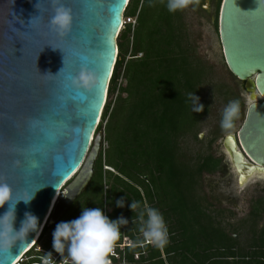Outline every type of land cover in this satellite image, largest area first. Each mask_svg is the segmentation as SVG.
Instances as JSON below:
<instances>
[{"label": "water", "instance_id": "water-1", "mask_svg": "<svg viewBox=\"0 0 264 264\" xmlns=\"http://www.w3.org/2000/svg\"><path fill=\"white\" fill-rule=\"evenodd\" d=\"M128 2L62 0L73 20L70 31L59 35L48 24L50 0H0V184L8 185L12 198L0 206V215L32 196L27 204L16 202L13 230H19L26 212L38 220L36 232L0 252V264L18 263L36 241L58 190L65 193L47 223L58 221L93 177L104 142L96 129ZM255 8L256 0H221L217 14L224 64L243 83L246 100L238 130L221 141L227 183L237 190L264 183L259 177L245 179L250 172H264V6ZM81 66L97 77L87 91L66 86ZM254 91L259 98L249 102Z\"/></svg>", "mask_w": 264, "mask_h": 264}, {"label": "trees", "instance_id": "trees-1", "mask_svg": "<svg viewBox=\"0 0 264 264\" xmlns=\"http://www.w3.org/2000/svg\"><path fill=\"white\" fill-rule=\"evenodd\" d=\"M166 3L167 0H129L125 7L124 15L135 18L136 24L133 29L131 24L125 25L117 37V60L96 129L101 131L105 121L103 139L107 148L100 153L83 193L94 178L97 189L87 195L82 193L57 222L46 223L36 244L56 223L78 217L81 208L100 207L109 219L122 215L128 220L120 233L132 244L119 250L120 235L114 253L118 261L112 255L111 264H264V226L253 238L252 250L240 255L235 250L236 239L215 222L201 206L205 199L196 195L202 176L218 172L222 160L207 152L216 137L207 141V153L195 159L182 147L188 136L202 142L197 127L209 114L210 105L199 102L204 109L195 113L188 94L194 93L200 99L207 67L193 60L185 48L181 12L169 13ZM201 3L202 0L198 6ZM220 3L216 0V16ZM132 6L133 13L129 12ZM216 25L215 20V28ZM128 45L131 58L125 60ZM121 75L123 86L117 84ZM236 99L240 101V97ZM221 118L222 114L220 121ZM236 121L237 118L234 126ZM219 129L216 134L233 128ZM102 157L104 166L111 170H102ZM106 176L105 194L102 177ZM121 197L125 198V206L117 208L115 200ZM132 201L140 205L133 212L128 208ZM145 206L157 209L163 216L168 230V243L163 248L142 243L138 212ZM36 244L19 264H39L51 248L50 241L34 252ZM238 258L240 263L235 260Z\"/></svg>", "mask_w": 264, "mask_h": 264}, {"label": "rangeland", "instance_id": "rangeland-1", "mask_svg": "<svg viewBox=\"0 0 264 264\" xmlns=\"http://www.w3.org/2000/svg\"><path fill=\"white\" fill-rule=\"evenodd\" d=\"M198 4V2L194 1L187 8L180 10V12L184 26L183 30L187 40L184 46L190 50V54L194 57H192L193 60L198 59L204 64V67H207L205 76L206 81L205 85L202 87L199 102L207 101L210 105V112L200 121L197 127L198 138L202 142H196L193 137L188 136L183 139L184 145L182 147L185 153L193 159H195L198 154L205 155L207 152L221 159V141L223 137L227 133L237 131L242 122L245 109L244 98H242L239 88L241 84L229 73L221 55L217 25L216 28L214 26L215 20L217 22L216 1L213 0L209 4H205L206 12H204V9L202 10L203 7L200 8ZM131 8L129 12L133 10V6ZM135 24L136 23L131 24V29H133ZM127 49L128 52L125 55V60L131 58L129 56V45ZM138 57H140V55H138ZM117 84L121 86L124 85L122 75L118 79ZM237 96L240 97L242 105L240 106V112L235 126L227 133L223 134L219 131V133L216 134L218 130H220V116L224 107L229 101L238 100L236 99ZM104 125L105 121L102 124L101 131H96L101 132L103 137ZM213 137H216V140L206 152L207 141ZM106 148L107 143L104 141L101 154ZM101 164L102 170H111L109 167L104 166L103 157ZM229 179L228 167L224 166L222 161L221 168L218 172L213 175L204 174L202 176L199 187L196 189V195L203 198V200L205 199L201 203V206L213 216L215 222L219 223L227 234L236 239L235 250L239 251L241 255L252 250L250 249V244L253 238L259 234L260 228L264 226V183L253 181L245 188L237 190L232 185L233 180H231L232 182L230 181L232 183L231 185L227 183ZM105 182H108L107 176L106 178L102 177L104 189L106 188ZM95 184H97V178H94L86 192L82 193L84 195L92 193L96 188ZM259 200H261V202L258 204L257 201ZM253 209H257L256 212H254ZM52 231V229L48 230L42 240L36 244V247L33 249L34 252L40 251V247L43 244H47L51 241ZM121 238L122 241L119 245V250H123L124 246L132 244L131 241L122 237V235ZM48 250L50 251L51 248ZM115 251L116 248L114 247V252ZM113 256L114 259L118 261L117 256L115 254ZM237 256L240 257L239 255ZM134 258L136 259L137 255H134ZM21 260H25V254ZM235 260L236 262H241L240 258ZM227 261L235 262L232 261V259H227Z\"/></svg>", "mask_w": 264, "mask_h": 264}, {"label": "clouds", "instance_id": "clouds-1", "mask_svg": "<svg viewBox=\"0 0 264 264\" xmlns=\"http://www.w3.org/2000/svg\"><path fill=\"white\" fill-rule=\"evenodd\" d=\"M194 0H167L166 8L169 13L183 10L192 4ZM39 3L35 5L38 8ZM264 6V0H256V8L259 10ZM52 9L48 24L52 30L59 35L70 31L72 26V10L65 7L62 0H50ZM96 74L88 67L81 66L79 71L68 80L67 87L73 90H90L95 86ZM192 102V111L199 113L203 111L204 105L199 103L194 93L188 94ZM240 112V101L232 100L224 107L220 127L224 130L232 129L234 120ZM105 194L107 189H104ZM32 196L24 201L27 204ZM12 200L10 189L6 184H0V206ZM15 202V204H16ZM125 198L115 200V207L123 208ZM0 215V252L8 253L11 247L18 241L24 239L29 232H36L38 227L37 217L26 212L18 231L13 230L14 207ZM128 208L133 212L140 205L132 201ZM140 220L139 232L143 237L142 243L149 244L155 248H163L168 243V230L161 213L150 207H144L138 212ZM128 220L122 215L116 219H109L100 207L81 208L78 217L72 220L60 221L55 224L51 233V251L45 252L43 264H56L52 253L60 257L61 264H111L109 257L114 252L116 242L120 239V227L126 225ZM135 246V245H133Z\"/></svg>", "mask_w": 264, "mask_h": 264}, {"label": "bare ground", "instance_id": "bare-ground-1", "mask_svg": "<svg viewBox=\"0 0 264 264\" xmlns=\"http://www.w3.org/2000/svg\"><path fill=\"white\" fill-rule=\"evenodd\" d=\"M257 98H259V95L256 93V91H254L252 94H250V95H248V101L249 102H252V101H254L255 99H257ZM95 135V134H94ZM93 139H94V136H93ZM93 142V141H92ZM91 146H92V143L90 144V146H89V149H88V151H87V153H86V155H85V157H84V160H83V162H82V164L80 165V167H79V169L76 171V173L77 172H79V170L83 167V164H84V162H85V160H86V158H87V156H88V153L90 152V150H91ZM263 178L264 179V172L263 173H257L256 171H254V172H250L249 174H247V176H246V180H247V178L248 179H252V178ZM68 180H70V179H68ZM254 180V179H253ZM248 181V180H247ZM243 182H246V181H243ZM65 185V184H64ZM61 190H62V188H61ZM57 191L56 192V195H55V197H54V199L52 200V202H51V205H50V208L48 209V212H47V215H46V217H45V219H44V221L42 222V224H44L45 223V220H46V223H47V221H48V219H49V217L51 216V214H52V212H53V210H54V208H55V206H56V203L58 202V200L60 199V198H63L62 197V193L64 194L65 193V191L64 192H62V191ZM45 223V224H46ZM45 226V225H44ZM42 226L40 227V232H39V234H41V232H42ZM38 234V236H37V238H36V241H34L33 242V244L27 249V251L26 252H28L35 244H36V242H37V240L39 239V235ZM24 256V255H23ZM22 256V257H23ZM20 261V260H19ZM18 261V262H19Z\"/></svg>", "mask_w": 264, "mask_h": 264}, {"label": "built area", "instance_id": "built-area-1", "mask_svg": "<svg viewBox=\"0 0 264 264\" xmlns=\"http://www.w3.org/2000/svg\"><path fill=\"white\" fill-rule=\"evenodd\" d=\"M122 23H123V27L125 26V25H127V24H134L135 23V18H133V17H126V16H124V14H123V18H122ZM51 251V250H50ZM48 252V251H47ZM114 253L115 252H113V255H114ZM43 258L44 257H42L41 258V261H40V263L39 264H43ZM52 258H53V260L54 261H56V264H61V261H60V257L56 254V253H52ZM22 260L20 259V261L19 262H21ZM18 262V263H19ZM18 263H16V264H18Z\"/></svg>", "mask_w": 264, "mask_h": 264}, {"label": "flooded vegetation", "instance_id": "flooded-vegetation-1", "mask_svg": "<svg viewBox=\"0 0 264 264\" xmlns=\"http://www.w3.org/2000/svg\"><path fill=\"white\" fill-rule=\"evenodd\" d=\"M194 1H196V2H198V3H200L201 2V0H194ZM211 1H213V0H209L208 1V4L211 2ZM216 1V0H215ZM206 2H207V0H202V3L200 4V8H202V10L204 11V12H206V9H205V4H206ZM217 17V16H216ZM240 84H241V86L239 87L240 88V91H241V96H242V98H244V105L246 104V100H245V93H244V91H243V83L242 82H239ZM244 108H246V105H245V107ZM244 114H245V109H244ZM243 119H244V116H243V118H242V121H243ZM242 123V122H241ZM241 125V124H240ZM238 130V129H237ZM236 131H233V133H235ZM228 134V133H227ZM222 147V146H221ZM221 150H222V148H221ZM221 160L223 161V163H224V159H225V157H224V154L222 153V155H221ZM222 165V164H221ZM224 166H226L225 165V163H224Z\"/></svg>", "mask_w": 264, "mask_h": 264}]
</instances>
